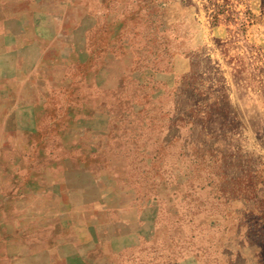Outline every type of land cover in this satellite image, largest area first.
Listing matches in <instances>:
<instances>
[{"label":"rangeland","instance_id":"1","mask_svg":"<svg viewBox=\"0 0 264 264\" xmlns=\"http://www.w3.org/2000/svg\"><path fill=\"white\" fill-rule=\"evenodd\" d=\"M71 9L33 68L55 153L95 159L154 201L146 240L111 264H264V0Z\"/></svg>","mask_w":264,"mask_h":264},{"label":"crops","instance_id":"2","mask_svg":"<svg viewBox=\"0 0 264 264\" xmlns=\"http://www.w3.org/2000/svg\"><path fill=\"white\" fill-rule=\"evenodd\" d=\"M20 2L13 14L0 11V264H111L147 238L154 201L95 159L69 153L58 160L55 124L42 117L52 113L33 75L39 39L54 38L57 15L89 0H72L68 9L59 0ZM41 131L48 132L44 140Z\"/></svg>","mask_w":264,"mask_h":264}]
</instances>
